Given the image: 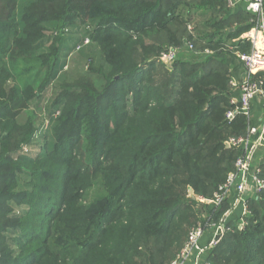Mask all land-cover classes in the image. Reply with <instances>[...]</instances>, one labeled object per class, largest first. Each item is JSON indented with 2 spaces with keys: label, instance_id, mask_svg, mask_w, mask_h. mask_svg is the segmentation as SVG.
Listing matches in <instances>:
<instances>
[{
  "label": "trees",
  "instance_id": "trees-1",
  "mask_svg": "<svg viewBox=\"0 0 264 264\" xmlns=\"http://www.w3.org/2000/svg\"><path fill=\"white\" fill-rule=\"evenodd\" d=\"M233 11L228 0H0V264H149L142 246L154 261L196 216L226 213L231 199L198 209L193 197L212 199L241 155L225 142L247 132L243 114L226 118L229 65L251 51L241 36L257 16ZM248 210L209 264H264V191Z\"/></svg>",
  "mask_w": 264,
  "mask_h": 264
},
{
  "label": "built area",
  "instance_id": "built-area-1",
  "mask_svg": "<svg viewBox=\"0 0 264 264\" xmlns=\"http://www.w3.org/2000/svg\"><path fill=\"white\" fill-rule=\"evenodd\" d=\"M231 9H236L243 4L247 12L257 16L254 27L241 36L242 40L251 43L249 53H237L245 74L241 80L232 79L230 85L238 95L233 97L231 103L236 106L226 114L228 121H233L238 114H243L247 120V132L239 138H230L225 142L227 148H235L241 151L237 158L234 169L227 175L225 183L218 187L214 194L216 207L223 205L226 200L231 199L233 210L231 214L237 213L236 225L243 230L248 216V200L256 198L264 191V178L261 177L262 168L259 163L263 158L264 151V0H228ZM192 34V26H188ZM67 29H62L65 34ZM193 35V34H192ZM86 39L84 44H88ZM190 50L192 44H187ZM79 49V48H78ZM179 52L170 50L162 54L161 61L170 68L177 59ZM259 104L260 113H256L255 105ZM48 121L40 129L37 137L45 129ZM24 153L30 152V146L23 147ZM229 214V215H231ZM229 215L226 217L228 218ZM230 227L224 224H210L202 222L193 227L183 250L171 264H209L207 255L209 250L219 245L221 239L226 235ZM211 232V238L206 240Z\"/></svg>",
  "mask_w": 264,
  "mask_h": 264
},
{
  "label": "rangeland",
  "instance_id": "rangeland-1",
  "mask_svg": "<svg viewBox=\"0 0 264 264\" xmlns=\"http://www.w3.org/2000/svg\"><path fill=\"white\" fill-rule=\"evenodd\" d=\"M232 12H235L233 11L232 9ZM192 43V42H191ZM241 52V51H240ZM188 54L189 51H186L184 54ZM239 53V52H236V54ZM241 53H246V52H241ZM234 59L236 62L237 65H239L241 63V61L239 62V60L237 59V55H236V58H232ZM235 97L238 99V95L237 94H234L231 99ZM263 162V161H262ZM261 162V163H262ZM261 163H259L261 165ZM223 184V183H222ZM221 184V185H222ZM262 194V193H261ZM259 194V196L261 195ZM95 196V191L94 190H91L89 193H88V197H87V201H90L93 199V197ZM261 198V197H260ZM193 199L196 200V203L198 205L197 208L200 209V207H206L209 209L210 208H213V207H216V203H215V198L214 196L212 197V199H206V198H201V197H193ZM230 200V199H229ZM229 200H227L226 203H229ZM229 208L228 210L226 211L225 214H221L219 215L220 217L218 218H214L213 219V216H211V214L208 215L207 212H202L201 216L198 215L196 217H198V219H195L189 227H187L185 230L186 234L185 233H181V232H178L176 235H174L176 238L173 242V244H171L170 247H167L169 248L168 250L165 251V253H163V255L161 254H158V256L155 258V260L153 261L151 258V254L148 253V251L146 250V247L142 246L141 247V252H143V254H146L148 256V258L146 259V262L149 261L150 263L149 264H171L173 262V260L176 258L177 255L180 254V252L183 250L188 238H190V233L192 231V228L193 227H197L200 223L202 222H210V224H216V225H219V224H224V221L226 222V225L228 224V221H231L230 220V216L228 218H226L229 214H231L232 210H233V205H232V202L229 203ZM236 215V214H234ZM248 216H249V213H248ZM206 219V221H205ZM211 238V232L209 233V236L207 237L206 240H209ZM161 262V263H157V262ZM188 264H191L190 261L188 262Z\"/></svg>",
  "mask_w": 264,
  "mask_h": 264
},
{
  "label": "crops",
  "instance_id": "crops-1",
  "mask_svg": "<svg viewBox=\"0 0 264 264\" xmlns=\"http://www.w3.org/2000/svg\"><path fill=\"white\" fill-rule=\"evenodd\" d=\"M240 5L242 6L243 4H240ZM233 10H235V9H233ZM234 61H235L234 59H231L230 60V65H229L230 71L232 73V79H234V80H241V78L245 74L244 67H243L242 63H240L239 65H237L236 62H234ZM255 107H256V113L259 114L260 113L259 104H256ZM235 214L236 215H234V214L229 215L230 216V220H234L235 221L236 219H238L237 213H235Z\"/></svg>",
  "mask_w": 264,
  "mask_h": 264
}]
</instances>
